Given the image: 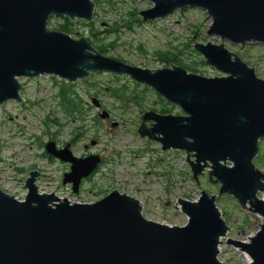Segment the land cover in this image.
Listing matches in <instances>:
<instances>
[{
  "label": "water",
  "instance_id": "95a60500",
  "mask_svg": "<svg viewBox=\"0 0 264 264\" xmlns=\"http://www.w3.org/2000/svg\"><path fill=\"white\" fill-rule=\"evenodd\" d=\"M149 1L151 7L138 11L142 21L193 7L205 11L208 35L234 45L264 44V0ZM94 8L92 0H0V106L21 101L20 78L75 82L92 72L126 75L182 112L146 110L137 134L162 151H184L192 178L199 183L206 173L217 194L201 190L193 200L178 198L175 207L187 220L168 225L146 219L140 201L116 189L90 203L41 192L34 170L21 200L0 187V264H223L219 248L229 227L216 204L221 195L261 215L245 241L226 243L246 252L250 264H264V170L254 163L264 140V79L223 43L193 45L223 73L207 77L175 64L133 66L101 54L85 37L48 27L54 16L90 22ZM44 151L70 163L62 183H70L73 193L101 163L100 155L73 156L68 144L57 149L48 141Z\"/></svg>",
  "mask_w": 264,
  "mask_h": 264
},
{
  "label": "rangeland",
  "instance_id": "374dc122",
  "mask_svg": "<svg viewBox=\"0 0 264 264\" xmlns=\"http://www.w3.org/2000/svg\"><path fill=\"white\" fill-rule=\"evenodd\" d=\"M95 3V42L88 40L90 29L83 20H74L73 38L85 37L98 50L99 44L115 40V44L103 55L141 68L168 67L159 61L157 51L179 50L183 62L194 63L198 74L214 77L223 73L204 62L203 56L193 45L223 43L248 66L253 67L258 78L264 79V44L234 45L219 37L208 35L209 19L205 11L187 7L171 16L155 21H141L130 29L121 26L123 17L133 11L151 7L149 0H92ZM140 18V16L138 15ZM63 17L54 16L48 27L56 30ZM116 23V24H114ZM123 27V28H122ZM109 30L107 32L106 30ZM21 101H8L0 106V187L22 199L26 194L25 179L29 172L38 171L36 184L39 191L55 193L73 202H94L116 189L133 196L142 205V215L149 220L168 225L182 226L187 218L176 209L178 198L193 200L201 190L217 194L218 185L210 183L206 173L197 183L181 150L162 151L156 142L141 138L137 132L143 111L155 109L161 114L182 112L177 106L160 105L156 92L133 81L126 75L92 72L84 80L67 82L57 76L20 78ZM124 85L125 91L135 95L112 96L113 88ZM80 102L83 121L63 111L60 91ZM71 98V99H72ZM100 102L97 108L91 99ZM163 99V98H162ZM164 100V99H163ZM165 101V100H164ZM107 111L108 117L99 114ZM55 120L57 124L50 122ZM113 123H116L113 126ZM53 140L65 143L74 140L72 153L76 156L94 152L102 156L103 163L79 192L73 193L69 185L62 184V177L69 171V164L49 159L44 144ZM255 165L264 170V140L259 142ZM260 195V194H259ZM261 196V195H260ZM216 204L222 211L229 230L220 245L219 260L223 264H246V253L227 240L245 241L256 231L261 215L240 207L231 196L221 195ZM243 254V255H242ZM248 257V256H247ZM251 261V260H250ZM251 263V262H250ZM249 263V264H250Z\"/></svg>",
  "mask_w": 264,
  "mask_h": 264
},
{
  "label": "trees",
  "instance_id": "16d2710c",
  "mask_svg": "<svg viewBox=\"0 0 264 264\" xmlns=\"http://www.w3.org/2000/svg\"><path fill=\"white\" fill-rule=\"evenodd\" d=\"M123 20H126V21H124L122 25L117 27V29H115V31L113 32H117V30H119L121 26L130 29L133 24H138L142 22L137 15V11H133L131 14L127 15V17H123ZM85 25L88 26L90 29V36L88 37V40L95 42L93 41L95 40L93 38H97V32H94V29H95L94 21H92L91 23H86ZM72 27H73V23L69 19L63 17V23L57 24L56 30L72 35L74 33V29ZM106 31L109 32L108 29ZM80 36L81 35H79V37ZM114 44H115V40L111 42L99 44L98 51L101 54H105L109 51L110 48L114 46ZM178 52L179 50L177 52L157 51L156 56L159 61H162L166 63L167 65H170V64L179 65L182 68L186 69L187 71L198 73V70L195 67H193L195 62L194 63L183 62ZM125 89L126 87L124 85H121L119 87L113 88L111 94L112 96L119 98V99H121L122 97H125L126 95L128 96L135 95L134 91H125ZM67 94L68 93L66 89H63V90L61 89L60 97H61V105H62L63 111L67 114H70L73 117H75V115L78 114L79 120L83 121V114H82V108L80 107V102H78V100L73 99L71 96ZM159 102H160V105L162 106L168 105L161 97H159ZM50 122L57 124L55 120H51Z\"/></svg>",
  "mask_w": 264,
  "mask_h": 264
},
{
  "label": "flooded vegetation",
  "instance_id": "af4514ba",
  "mask_svg": "<svg viewBox=\"0 0 264 264\" xmlns=\"http://www.w3.org/2000/svg\"><path fill=\"white\" fill-rule=\"evenodd\" d=\"M143 85V84H142ZM160 97V96H159ZM98 103H99V105H95V107H97V108H99L100 107V102L98 101ZM148 110H153V109H148ZM103 111H105V110H103ZM154 111H155V109H154ZM105 112H107V111H105ZM144 112V111H143ZM107 114H109L108 112H107ZM182 114V113H181ZM100 115V114H99ZM142 115V114H141ZM109 115H107V116H105V118L106 117H108ZM140 121H141V117H140ZM140 121H139V123H140ZM51 138L52 139H50V141H53L55 144H56V148L57 149H62V148H64L67 144L69 145V149H70V151H71V153H72V148L74 147V140H70V141H67V142H65V143H58L56 140H53V136L51 135ZM147 139V138H146ZM154 142V141H153ZM158 144V143H157ZM46 153V152H45ZM49 159H55V160H58V159H56V158H54V157H52V156H50V155H48L47 153L45 154ZM72 155L73 156H75V157H77V158H84V157H87V156H89V155H99V154H97V153H94V152H90V153H85V154H83V155H79V156H76V155H74L73 153H72ZM100 157H101V163H100V165L103 163V159H102V156L100 155ZM58 161H60V160H58ZM61 162H63V161H61ZM65 163H68V162H65ZM69 164V170H70V163H68ZM100 165H98L97 167H96V169L94 170V172L93 173H91L88 177H86V178H83L82 180H81V182H80V185H79V189L81 188V186L83 185V183L85 182V181H89L92 177H93V175L97 172V170L99 169V166ZM69 172V171H68ZM66 173V172H65ZM64 175V174H63ZM62 179H63V177H62ZM62 182V181H61ZM62 184H64V183H62ZM64 185H69L70 187H71V184L70 183H67V184H64ZM79 189H78V192H79ZM77 192V193H78ZM76 193V194H77Z\"/></svg>",
  "mask_w": 264,
  "mask_h": 264
},
{
  "label": "bare ground",
  "instance_id": "6f19581e",
  "mask_svg": "<svg viewBox=\"0 0 264 264\" xmlns=\"http://www.w3.org/2000/svg\"><path fill=\"white\" fill-rule=\"evenodd\" d=\"M113 74V73H112ZM116 75H119V74H116ZM244 252V251H243ZM244 253H246V252H244ZM243 255V254H242ZM246 255L248 256H242V257H245V259H244V262L246 263V264H249L251 261V257L246 253Z\"/></svg>",
  "mask_w": 264,
  "mask_h": 264
}]
</instances>
